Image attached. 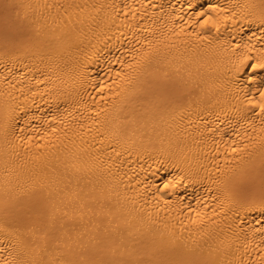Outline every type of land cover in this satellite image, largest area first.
<instances>
[{
	"label": "bare ground",
	"instance_id": "bare-ground-1",
	"mask_svg": "<svg viewBox=\"0 0 264 264\" xmlns=\"http://www.w3.org/2000/svg\"><path fill=\"white\" fill-rule=\"evenodd\" d=\"M261 90L264 0H0V264H264Z\"/></svg>",
	"mask_w": 264,
	"mask_h": 264
},
{
	"label": "snow or ice",
	"instance_id": "snow-or-ice-1",
	"mask_svg": "<svg viewBox=\"0 0 264 264\" xmlns=\"http://www.w3.org/2000/svg\"><path fill=\"white\" fill-rule=\"evenodd\" d=\"M208 20H211V17H208L204 21L205 26L207 25ZM250 67H253V65H250ZM258 95L260 97V102L257 103L255 100L249 99V106H251L252 108H259L260 112L264 113V90L259 91ZM164 187L168 188L169 185L165 184Z\"/></svg>",
	"mask_w": 264,
	"mask_h": 264
}]
</instances>
